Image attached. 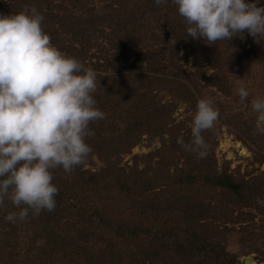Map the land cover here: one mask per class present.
I'll return each instance as SVG.
<instances>
[{
	"label": "trees",
	"instance_id": "1",
	"mask_svg": "<svg viewBox=\"0 0 264 264\" xmlns=\"http://www.w3.org/2000/svg\"><path fill=\"white\" fill-rule=\"evenodd\" d=\"M258 3L264 5V0ZM0 7L5 15L35 7L50 44L81 64L103 58L102 69L115 71L119 60L133 57L131 74L112 75L106 87L91 93L104 118L89 122L93 134L85 137L91 149L86 158L70 171L59 166L50 170L57 187L55 207L6 221L4 216L18 209L4 199L0 248H16L22 233L26 252L37 264H86L89 246L117 253L109 255V264H242L239 257L248 254L258 264L264 262V171L241 175L238 167L230 171L227 161L217 166L213 153L222 124L259 164L264 162V133L257 130L256 113L240 109L238 94L229 101L219 99L232 94V58L257 67L264 96V38L254 40L243 32L211 45L188 38L171 0L160 5L153 0H0ZM170 34L172 42H165ZM93 47L101 55L92 54ZM182 56L192 58V71L181 68ZM205 66L214 70L209 77L203 74ZM163 92L169 102H161ZM203 97L212 98L219 115L212 128L201 132L205 155L200 157L176 143L177 137L189 142L191 135L190 125L175 122L173 113L178 102L185 104L190 123ZM143 134L148 140L167 139L144 156L142 167L139 157L121 165V155ZM92 156L104 165L97 172L85 168ZM231 236L238 252L226 247Z\"/></svg>",
	"mask_w": 264,
	"mask_h": 264
},
{
	"label": "clouds",
	"instance_id": "2",
	"mask_svg": "<svg viewBox=\"0 0 264 264\" xmlns=\"http://www.w3.org/2000/svg\"><path fill=\"white\" fill-rule=\"evenodd\" d=\"M171 2L184 19L188 38L209 45L243 32L254 40L264 38V5L258 0ZM42 20L35 7L0 14V205L7 198L18 209L8 212L6 221L55 207L57 187L50 170L59 166L67 172L80 164L91 151L85 142L93 134L89 122L104 118L91 95L99 83L96 72L52 46ZM235 85L244 101L249 93L243 80L235 77ZM251 108L257 130L264 133V96L252 99ZM218 115L212 98L198 99L191 140L177 137L176 143L203 157L201 132L212 128Z\"/></svg>",
	"mask_w": 264,
	"mask_h": 264
},
{
	"label": "rangeland",
	"instance_id": "3",
	"mask_svg": "<svg viewBox=\"0 0 264 264\" xmlns=\"http://www.w3.org/2000/svg\"><path fill=\"white\" fill-rule=\"evenodd\" d=\"M0 14H6L5 9L3 7H0ZM171 34L168 35L165 39V42H172ZM100 43L102 49L108 50V54H111V50L109 48V45L100 40L98 41ZM90 52L94 55H101V52L97 50V47H93L90 49ZM65 54V53H63ZM234 57V56H232ZM133 61V57L129 56V59L125 62L122 60H119L116 66V70L112 71L109 70H103L102 69V63L103 58L97 59L95 57L86 59L82 65L85 68H91L96 72L98 88L99 87H106L108 85L109 77L112 75L118 74L121 77H124V75L131 74L133 71L131 70L130 66ZM231 67L233 68V74H231V79L233 83L232 88V94L230 96H222L219 95L220 100L229 101L232 99V96L237 94L236 92V85H235V77L241 78L244 82V86L248 90L249 95L244 99V101H241L240 109L244 111L246 114L253 115L255 112L251 108V101L252 99L262 96V87H261V77L258 73L257 67L252 66L250 63L246 62L244 58L239 60L238 58H232V61H230ZM95 64H98V68L94 67ZM179 64L181 65V68L184 70L192 71V58H188L187 60L182 56L179 60ZM203 74L206 77H209L214 70L211 69L209 66L203 67ZM235 76V77H234ZM107 77V79H106ZM208 91H215L213 87H209ZM163 94L164 97L162 98L161 102L163 101H170L168 94L163 92L160 93ZM159 94V95H160ZM160 97V96H159ZM157 97V99L159 98ZM190 115L189 112H185V104L178 102L175 108V111L173 113V117L175 118V122L178 121H184V125H190L189 122L186 121V118ZM216 122V121H215ZM218 122V121H217ZM256 123V122H255ZM167 139L166 135L162 136H154L151 140L147 139V135L143 134L141 141L134 146L129 153L122 154L120 163L122 164H128L131 165L134 157H139L138 161V167H142L143 164L146 162V156L148 154L154 153L162 146V141ZM214 156L217 162V166H222L224 161L228 162V168L230 171L234 170L238 167L239 174L247 173L249 175H256L260 172L264 171V162L259 164L257 159V156H254L253 153L248 149V147L241 143L234 134H232L228 128L225 125H220V132L216 140L214 141ZM263 155V154H262ZM145 156V157H144ZM155 158L152 159V163L155 162ZM103 163L100 159H98L96 156H92L90 160H88V164L85 165V168H88L94 172H97L99 169L103 167ZM248 176H246L247 178ZM261 203L262 201L259 200ZM260 216H255V221L258 223ZM219 224V223H218ZM226 225V224H225ZM224 223L221 222L220 226H225ZM228 225V224H227ZM230 225H228L229 227ZM2 233V232H1ZM19 240L16 248H11L6 245H2L0 248V252L2 251L0 255V264H37V262L33 261V255L28 254L26 252V245L23 243V241L26 239L22 233H18ZM231 239H229L226 247L229 251L232 253L238 252V244L236 243V237L231 236ZM12 246L11 244H8ZM69 245V244H68ZM102 248L104 246H101ZM100 247V248H101ZM72 249V248H70ZM13 254V256H12ZM117 253H110V252H99L97 246H89V248L85 251L83 260L86 264H109V260L111 257L109 255H113ZM7 255V257H6ZM10 258L9 261H6V258ZM256 257L254 254H248L244 256H240L239 260L242 261L244 258H249L251 264H258L257 260L254 258ZM5 260V261H4ZM264 264V262H262Z\"/></svg>",
	"mask_w": 264,
	"mask_h": 264
},
{
	"label": "water",
	"instance_id": "4",
	"mask_svg": "<svg viewBox=\"0 0 264 264\" xmlns=\"http://www.w3.org/2000/svg\"><path fill=\"white\" fill-rule=\"evenodd\" d=\"M241 263H242V264H251L249 258H244V259H242Z\"/></svg>",
	"mask_w": 264,
	"mask_h": 264
}]
</instances>
